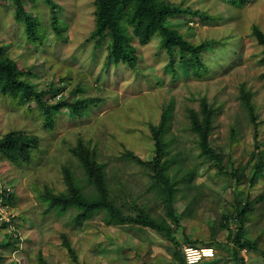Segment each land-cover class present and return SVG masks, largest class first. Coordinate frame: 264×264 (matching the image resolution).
<instances>
[{"label":"rangeland","instance_id":"1","mask_svg":"<svg viewBox=\"0 0 264 264\" xmlns=\"http://www.w3.org/2000/svg\"><path fill=\"white\" fill-rule=\"evenodd\" d=\"M53 1L59 5L58 18L65 25L60 35L50 27L45 0L24 1L25 10L42 23V40L32 43L23 25L14 19L11 0H0V45L28 67L26 78L37 90L46 91V99L57 100L59 88H63V98L71 97L80 87L83 93L79 97L99 101L80 115L61 109L49 129L34 103L16 106L0 95V137L17 130L39 138V148L33 150L29 162L15 165L0 155V189L12 195L11 200L0 198V242L11 235L17 238L14 245L2 249L5 260L76 264L63 246L66 239L82 264H180L172 240L155 229L132 222L107 223L104 210L93 211L80 225L75 223V208L62 215L47 210L42 195L45 189L65 191L63 166L72 168L87 197L96 194L71 152L80 139L104 165L110 199L124 214L136 216L142 210L157 221L165 220L180 247L214 248L213 257L197 264H264V171L253 175L259 152L264 160V64L261 46L250 34L255 23L264 30V0H247L241 8L223 0H167L216 17L206 22L177 16L167 21L168 26L192 43L219 41L203 55L209 73L192 76L184 58L175 63L176 79L156 37L146 44L133 38L134 65L115 63L107 58V39L99 47L90 39L95 27L94 0ZM242 90L251 94L257 135ZM202 99L214 109L208 143L221 161L200 152L190 126L188 110H198ZM169 104L172 118L165 135V157L176 186L173 218L166 214L164 189L152 171L126 156L131 151L151 160L148 126L158 121ZM241 168L244 176L238 180L232 171ZM246 201L252 209L243 222V237L255 249H239L232 242L238 228L236 208ZM233 249L238 251L236 257Z\"/></svg>","mask_w":264,"mask_h":264},{"label":"trees","instance_id":"2","mask_svg":"<svg viewBox=\"0 0 264 264\" xmlns=\"http://www.w3.org/2000/svg\"><path fill=\"white\" fill-rule=\"evenodd\" d=\"M24 1L11 0L14 6V19L23 25L26 38L29 42H41L43 37V33L41 32L42 23L37 16L25 10ZM26 1L35 2V0ZM223 1L232 4L236 8L243 7L247 2V0ZM45 2L50 9V27L54 33L60 35L62 27H65V25L58 18L57 8L59 5L53 0H45ZM94 6L95 27L91 32L90 39H94L96 47L101 46L107 39L108 59L113 60L115 63L122 61L134 65L137 55L136 47L132 43L133 38H137L141 44H146L156 37L159 41V47L165 51L169 58L168 68L175 79L179 76L175 63L184 58L187 62V69L192 76L201 78L209 73L211 68L204 62L203 55L205 49H210L211 46L218 44L219 41L209 39L200 43H192L176 28L167 25L169 19L177 16L198 18L206 22L214 20L216 17L207 11L183 7L180 4L167 0H94ZM250 34L261 46V62L264 64V30L255 23L251 25ZM28 72V67L22 66L11 58L6 46L0 45V95L9 98L16 106H29L30 103H34L39 115L43 119L45 128L51 129L53 127L56 112L63 108L69 109L75 115H80L98 104V98L79 97V93H83V89L80 87L72 91L71 97L64 98L62 97L63 88H59L57 91L61 93L60 97L55 101H50L43 97L46 93L45 90H37L33 82L26 78ZM242 93L244 106L256 130L258 120L254 112V106L250 100L251 94L245 90H242ZM199 105L198 110L192 108L188 110V118L192 131L198 137L197 142L200 152L211 159L221 161V155L208 143V133L211 130L214 109L208 105L206 99H202ZM171 118L172 105L169 104L162 109L158 121L150 123L148 126L149 137L153 144L151 160H143L131 151H127L126 156L138 164L146 165L152 171L153 178L164 189L163 199L166 214L173 218L172 200L176 186L175 180L168 173L170 164L165 157L168 153L165 135L170 128ZM255 135H257V130L255 131ZM37 148H39V138L36 135L23 131L10 130L0 137V155L15 165L29 162L33 150ZM71 152L80 162L86 181L93 186L96 194L87 197L77 184L72 168L70 166H63L62 176L65 191L54 192L46 188L42 194L45 202L48 204V211L52 209L57 214L62 215L70 208H75L78 210L75 216V223L80 225L93 211L104 210L107 223L122 224L132 222L150 227L172 240L175 246V258L180 264H186L182 247L172 236L170 227L165 220L157 221L149 213L142 210L136 216L124 214L122 209L110 199L104 165L97 161L94 150L88 144L79 139L71 149ZM258 155L259 158L253 165L254 176L264 171L263 154L259 152ZM232 173L239 180L244 176V168H241L239 172L237 169H233ZM0 198L11 200L12 195L6 192L5 189H0ZM251 209L250 202L248 201L244 204L239 202L236 208L238 228L232 242L234 247L239 249H255V244L243 237V222L251 213ZM16 241L17 238L11 235L7 241L0 242V264H18L14 260L6 261L2 252L3 248L14 245ZM63 246L67 250L72 262L82 264L79 262L77 254L68 240L64 239ZM233 250V254L236 257L238 251L237 249ZM240 260L242 261V258Z\"/></svg>","mask_w":264,"mask_h":264},{"label":"built area","instance_id":"3","mask_svg":"<svg viewBox=\"0 0 264 264\" xmlns=\"http://www.w3.org/2000/svg\"><path fill=\"white\" fill-rule=\"evenodd\" d=\"M183 257L186 264H197L205 258H211L215 250L211 246L184 244L182 246Z\"/></svg>","mask_w":264,"mask_h":264}]
</instances>
